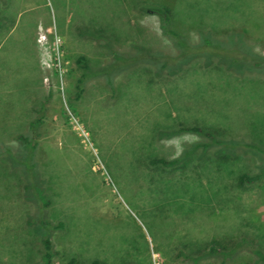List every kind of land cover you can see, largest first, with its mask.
<instances>
[{
    "label": "rangeland",
    "instance_id": "obj_1",
    "mask_svg": "<svg viewBox=\"0 0 264 264\" xmlns=\"http://www.w3.org/2000/svg\"><path fill=\"white\" fill-rule=\"evenodd\" d=\"M109 50L144 65L76 100V58L103 67ZM256 55L264 0H0V146L43 119L54 264H257L264 176L240 182L262 165L242 143L264 150ZM3 162L0 264H43L36 211Z\"/></svg>",
    "mask_w": 264,
    "mask_h": 264
},
{
    "label": "trees",
    "instance_id": "obj_2",
    "mask_svg": "<svg viewBox=\"0 0 264 264\" xmlns=\"http://www.w3.org/2000/svg\"><path fill=\"white\" fill-rule=\"evenodd\" d=\"M168 12V9L167 11ZM165 19L168 20V15H164ZM166 31H168L172 36H178L176 33H174V30H170L165 27ZM210 37H203V40L205 41V44H208L209 46L204 47L207 49L218 48L217 45H215L213 40L209 39ZM182 39V38H181ZM178 45L181 47L182 40L179 38L177 39ZM246 43V42H245ZM190 45V43H188ZM252 51V48L248 46ZM142 49L137 48L133 53L141 52ZM200 52H203L200 51ZM199 52V54H200ZM204 53V52H203ZM109 61L105 64L103 67H95L94 63L91 61V59L85 55H80L76 58V64L78 68L80 69V77L77 80L75 91H76V100H82L88 89V83L91 80H104L105 85L110 89L113 90L115 87L121 90L120 85L117 86L120 78L124 76L125 74H130L131 69L143 67V63L141 61H135L132 60L131 52H119V51H113L109 50V53H107ZM203 56V55H202ZM131 57V58H130ZM261 57L259 55H256V58ZM239 58V57H236ZM264 59V57H261ZM253 59V58H252ZM254 60V59H253ZM159 65L158 63H156ZM260 64H255L253 66L252 72L255 70L261 71L262 68L259 66ZM162 68V71L168 72L167 65L162 63L160 65ZM264 67L262 68V70ZM254 70V71H253ZM235 72V71H234ZM250 73V72H246ZM44 124L43 119H35L31 121L25 130V132L18 134L14 138L17 140L18 145L12 146L8 144H4L0 146V160H3L5 166L9 167L11 171L13 172L14 180H17L18 186L20 188V191H23L22 195H25L23 199L25 203L33 206L35 212V218L37 219V222L39 223V242L41 246L40 250V256L43 264H54L55 261V243L53 241V234L55 231H58L62 229V224L58 223L56 226L53 225L51 221H49L44 214V208L48 207L50 205V201L46 199V188L45 184L47 182L44 171L42 169L44 165V146L42 144V136L41 134V126ZM181 132H198L201 133L202 130L198 127L194 128H187L182 129ZM205 135L212 140V142H215L214 144L209 143V147H213L216 145L226 144L228 145L229 142H223V141H215L214 136L212 133H205ZM243 146L250 150V152L255 155L261 162L260 166V172L252 177L249 176H242L240 177L241 183H255L257 181H260L264 176V150L262 148L257 147V145L248 144V143H242ZM243 147V148H244ZM248 147V148H247ZM27 156L26 159L22 158L21 156ZM158 162H162L164 164H169V161L165 160H159ZM34 178L37 182V184L32 183L31 180L34 181ZM45 192V193H44ZM22 193V192H21ZM37 194L36 201L32 200V195ZM22 198V197H21ZM218 249L216 246L211 247V251L208 253V255L217 254ZM255 254L259 257H257V264H264V254L260 251L255 252ZM76 261L74 259H71L68 264H75ZM89 264H104L103 262L99 260H94Z\"/></svg>",
    "mask_w": 264,
    "mask_h": 264
},
{
    "label": "crops",
    "instance_id": "obj_3",
    "mask_svg": "<svg viewBox=\"0 0 264 264\" xmlns=\"http://www.w3.org/2000/svg\"><path fill=\"white\" fill-rule=\"evenodd\" d=\"M127 74H125L124 76H126ZM80 77V76H79ZM121 78H123V76L121 77ZM120 78V79H121ZM97 80H99V79H97ZM77 82V81H76ZM94 82H96L95 80H91L89 83H88V86H87V88H89V86L90 85H92ZM99 82V81H98ZM121 82V81H120Z\"/></svg>",
    "mask_w": 264,
    "mask_h": 264
}]
</instances>
